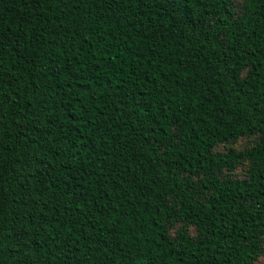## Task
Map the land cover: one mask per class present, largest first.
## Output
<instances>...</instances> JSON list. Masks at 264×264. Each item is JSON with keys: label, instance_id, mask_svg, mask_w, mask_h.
Returning <instances> with one entry per match:
<instances>
[{"label": "trees", "instance_id": "1", "mask_svg": "<svg viewBox=\"0 0 264 264\" xmlns=\"http://www.w3.org/2000/svg\"><path fill=\"white\" fill-rule=\"evenodd\" d=\"M263 255L264 0H0V264Z\"/></svg>", "mask_w": 264, "mask_h": 264}, {"label": "rangeland", "instance_id": "2", "mask_svg": "<svg viewBox=\"0 0 264 264\" xmlns=\"http://www.w3.org/2000/svg\"><path fill=\"white\" fill-rule=\"evenodd\" d=\"M232 6L236 10L237 13H240L242 2L244 0H231ZM257 142V138L255 136H246L239 138L235 143H225L217 146L214 149L215 153H227L230 149H234L235 151H244L251 148ZM249 168L248 161L239 162L234 170L224 169L221 177L224 179H244L247 177V171ZM181 227L180 223H176L174 226L170 227L171 235H174L175 232ZM189 233L191 235H195L196 231L193 227L189 228ZM253 264H264V255L260 256Z\"/></svg>", "mask_w": 264, "mask_h": 264}]
</instances>
